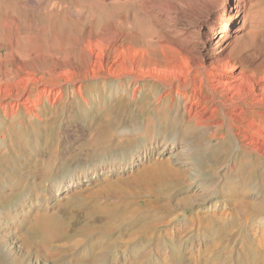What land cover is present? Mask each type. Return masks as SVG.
Segmentation results:
<instances>
[{"label": "bare ground", "instance_id": "obj_1", "mask_svg": "<svg viewBox=\"0 0 264 264\" xmlns=\"http://www.w3.org/2000/svg\"><path fill=\"white\" fill-rule=\"evenodd\" d=\"M210 1L213 2H148L151 10L158 8L161 15L171 19L170 14H176L180 8L206 9ZM233 19L221 18L220 23L226 27ZM209 35L217 34L210 30ZM120 36L113 32L99 38L97 42L104 43L113 56L106 58L98 52L99 57L86 70V76L115 82L123 78V83L117 82L122 88L116 86L109 96L122 91L121 99L128 94L129 101L136 99L141 88L129 92L125 83L130 86L143 79L160 83L161 92L153 96L155 105L146 109L156 114V119L141 112L144 119L131 124L113 123L110 119L90 124L87 137L74 148L59 137L53 151L68 165L67 172L54 174L46 182L30 181L27 197L16 200L18 204L12 210L0 209V264H44L31 253L20 256L27 242L41 249L58 244L89 246L74 253L77 259L54 264H264V173L259 177L260 186H241L250 190L245 201L230 196L232 191L242 196L244 190L228 188L230 179L221 182L213 169L221 154L229 156L234 152V142L237 151L250 158L253 169L264 166V59L244 55L245 58L234 61L237 49H230L233 43L229 35L221 32L215 45L220 47L217 54L215 50L201 59L190 56L188 62L180 65L162 60L150 66L142 59L126 58L127 46L120 42ZM145 63L148 65L144 66ZM0 77L5 80L10 75L0 70ZM32 81L31 77L18 78L22 86L14 91L9 84L0 85L3 115L16 118L20 112L31 114L36 98L52 97L54 102L59 97L48 90L32 94L36 97L32 99L27 93V85ZM79 88L76 93L82 98ZM161 102L164 107H160ZM166 110H172L171 114ZM217 125L226 128L219 137L228 133L219 145L213 143L215 133L207 130ZM138 138L140 143L131 152L123 151L122 147ZM140 149L144 150L142 157ZM137 165L140 168L136 169ZM204 171L212 173L207 184ZM83 179L88 186L102 185L79 190L77 186ZM179 191L184 195L173 202ZM77 194L82 197L76 198ZM53 208L67 213L66 224L47 221L45 214ZM77 216L83 222L74 225ZM242 219L252 221L249 227L253 237L238 233ZM12 226L16 233L10 236L7 231ZM38 236L40 241H36ZM201 241L205 246L211 241L215 252L209 246L195 254L194 247L200 246Z\"/></svg>", "mask_w": 264, "mask_h": 264}, {"label": "rangeland", "instance_id": "obj_2", "mask_svg": "<svg viewBox=\"0 0 264 264\" xmlns=\"http://www.w3.org/2000/svg\"><path fill=\"white\" fill-rule=\"evenodd\" d=\"M148 1L150 0H0V62L3 64L0 65V70L10 75L5 80L0 77V85L9 84L14 91L22 86L18 78L31 77L33 81L27 85L30 87H27V93L31 94L32 99L36 98L34 95L39 91L50 90L59 94L54 102L52 97L36 98L34 112H20L16 118L3 115L0 108V209L12 210L20 200L27 197V186L31 182H46L54 174L67 172L68 165H64L57 158L59 154L55 155L53 151L60 138L67 140L69 146L74 148L87 137L86 130L90 124L107 122L109 119L113 123L131 124L144 119L141 112L156 119V114L147 112L146 109L155 105L153 96L161 92L160 83L152 79H143L130 86L125 83V90L129 92L134 88H141L136 99L129 101L128 94L121 99L122 91L109 96L116 86L117 89L122 88L118 83H123V78L116 79L115 82L111 79H93L90 75L86 76V70H89L94 59L99 57V53L102 52L110 59L113 56L104 43L97 42L99 38L113 32L119 33L120 42L127 46L124 53L126 58L142 59L146 63L149 62L150 66L162 60L180 65L188 62L190 56L201 59L203 55H210L215 50L216 54L219 53L220 47L216 48L215 45L219 40L217 36L223 32L229 35L233 43L230 49L234 46L237 49L233 56L234 61L242 59L244 55L264 59V0H213L208 3L206 9L192 11L188 7L180 8L176 14H170L173 16L171 19L161 15L158 8L151 10ZM232 17L234 19L231 25L225 27L220 23L221 18L229 20ZM210 30L215 31L217 35L210 37ZM146 63L143 65H148ZM238 65L240 66L239 63ZM78 88L82 98L76 93ZM164 106L165 103L161 102L160 107ZM166 111L167 114L172 112ZM46 121H50V124ZM225 129L222 125L207 128L215 133V145L221 144L228 135L225 132L219 137ZM115 139L116 136L112 138L109 146H114ZM139 143L140 139H135L122 149L131 152ZM232 150L236 152L235 155L233 156L234 152L229 156L221 154L218 157L220 162L213 169L220 175L221 182L230 179L231 186L227 184L228 188L235 190L239 187L244 190L242 196L238 191L229 192L230 196L248 201L250 190L243 189V184L247 187L253 183L260 186L259 177L264 173V166L260 164L253 169L250 158L237 151L236 142ZM143 151L140 149L141 157ZM166 157L167 155H164L163 159ZM208 163L206 160V164ZM140 166L137 165L136 169ZM211 174L210 171L205 172L206 184L212 179ZM240 183L242 184L239 185ZM100 185L102 184L93 183L88 186L86 179H83L77 189L91 190ZM80 194H77L76 198L83 196V193L82 196ZM183 195L184 192H177L173 202ZM49 210L45 214L47 221L67 223V213L59 208ZM76 218L74 225L83 222L82 217ZM239 222L241 228L238 233L253 237L249 227L252 221L245 222L242 219ZM7 232L10 236L16 233L13 226L9 227ZM37 240L40 241L39 236ZM200 243V246L194 247L195 254L209 247L205 246L203 241ZM81 246L79 248L58 244L41 249L27 242L22 246L20 256L31 253L35 258L38 256L44 264H54L56 261L64 263L67 259H77L74 258L75 252L89 248L86 244ZM210 247L212 252H215L216 247Z\"/></svg>", "mask_w": 264, "mask_h": 264}]
</instances>
